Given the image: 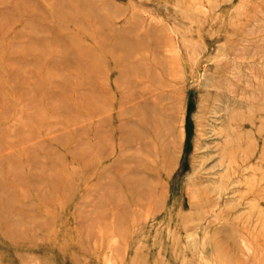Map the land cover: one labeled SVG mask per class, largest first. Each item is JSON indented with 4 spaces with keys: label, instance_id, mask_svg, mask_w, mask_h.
Wrapping results in <instances>:
<instances>
[{
    "label": "rangeland",
    "instance_id": "1",
    "mask_svg": "<svg viewBox=\"0 0 264 264\" xmlns=\"http://www.w3.org/2000/svg\"><path fill=\"white\" fill-rule=\"evenodd\" d=\"M0 31V264H264V0H0Z\"/></svg>",
    "mask_w": 264,
    "mask_h": 264
},
{
    "label": "bare ground",
    "instance_id": "2",
    "mask_svg": "<svg viewBox=\"0 0 264 264\" xmlns=\"http://www.w3.org/2000/svg\"><path fill=\"white\" fill-rule=\"evenodd\" d=\"M72 8V7H70ZM83 16H90L89 19L87 20L88 23H92V16L91 14L87 13V11H85L84 9L82 8H79L78 10ZM72 14L73 13H67V12H62L61 15L64 17V19L66 20H70L72 19ZM74 23H75V26H76V29L75 30H69V31H66V28L63 27V31L66 32V34H68L67 36V39L66 41L64 42V49H68L70 50L71 48H74V49H77L76 52L77 55H80V60H83L82 62L85 64V62L88 60L89 63H92V65H88V64H85L86 66H90L92 71L94 72V69L97 68V60L98 58L94 56V54H89L87 52L88 49V44L87 43H91L92 45H95V46H101V47H111V45L113 43H110L109 39H102V38H99L100 35H98V32L96 33L95 30H99L98 27H95L94 29H91L92 32L88 31L87 28L85 27L84 24L80 23L79 20L77 18H75L74 20ZM93 28V27H92ZM3 30V29H2ZM4 35V32L3 31H0V37ZM109 45H108V44ZM114 45V44H113ZM117 45V43H116ZM12 52V51H11ZM12 53H15L14 51ZM87 63V62H86ZM87 66V67H88ZM96 73V72H95ZM13 76L15 75V72L12 73ZM18 81V80H17ZM92 109H95V107H92ZM97 110V108H96ZM95 110V111H96ZM131 112H136V110H131ZM154 132L156 133V135L158 136V128H156L154 126L153 128ZM169 133V132H168ZM134 134V133H133ZM131 135V134H130ZM156 136V137H157ZM137 138H139V136L137 137L136 135H131V137L129 138V141H128V144L129 145H133L136 143L137 141ZM158 138V137H157ZM134 146V145H133ZM162 162V161H161ZM150 198V197H149Z\"/></svg>",
    "mask_w": 264,
    "mask_h": 264
}]
</instances>
